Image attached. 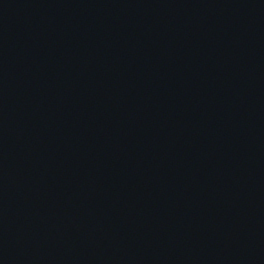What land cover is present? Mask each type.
Returning <instances> with one entry per match:
<instances>
[{"label":"water","instance_id":"water-1","mask_svg":"<svg viewBox=\"0 0 264 264\" xmlns=\"http://www.w3.org/2000/svg\"><path fill=\"white\" fill-rule=\"evenodd\" d=\"M0 264H264V0H0Z\"/></svg>","mask_w":264,"mask_h":264}]
</instances>
